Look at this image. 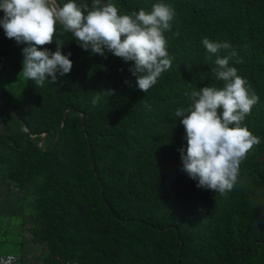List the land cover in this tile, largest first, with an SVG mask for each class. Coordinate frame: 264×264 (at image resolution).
<instances>
[{
  "label": "trees",
  "instance_id": "trees-1",
  "mask_svg": "<svg viewBox=\"0 0 264 264\" xmlns=\"http://www.w3.org/2000/svg\"><path fill=\"white\" fill-rule=\"evenodd\" d=\"M113 2L130 13L159 0ZM164 2L176 11L165 32L172 63L146 92L135 87L131 62L82 50L59 24L53 42L38 46L61 45L73 66L55 83L27 80L12 109L31 134L47 137L40 147L21 128L0 135V187L13 184L33 197L40 264H264V0ZM204 37L230 42L219 55H230L259 96L242 123L260 143L224 194L198 188L182 171L185 133L174 115L190 103L191 88L222 86ZM24 46L0 29V55L22 57ZM8 117L0 105V124Z\"/></svg>",
  "mask_w": 264,
  "mask_h": 264
},
{
  "label": "clouds",
  "instance_id": "clouds-1",
  "mask_svg": "<svg viewBox=\"0 0 264 264\" xmlns=\"http://www.w3.org/2000/svg\"><path fill=\"white\" fill-rule=\"evenodd\" d=\"M0 13L5 37L25 45L20 73L39 86L57 82L73 66L71 52L63 53L61 45L55 51L38 47L53 42L57 24L75 37L82 50L99 56L111 53L131 62L128 71L142 92L154 86L172 63L165 32L171 30L176 11L164 0L153 3L149 11L141 8L130 13H119L113 0H93L91 9L77 0L62 4L59 0H0ZM201 43L216 55L212 72L222 86H195L186 93L190 103L175 109L186 141L179 149L180 160L182 171L198 188L224 194L236 185L247 152L260 143L242 123L259 96L230 65V55H219L221 50L231 49L230 42L204 37ZM101 99L98 92L91 103L96 105ZM145 108L150 111L151 105L145 104Z\"/></svg>",
  "mask_w": 264,
  "mask_h": 264
},
{
  "label": "rangeland",
  "instance_id": "rangeland-1",
  "mask_svg": "<svg viewBox=\"0 0 264 264\" xmlns=\"http://www.w3.org/2000/svg\"><path fill=\"white\" fill-rule=\"evenodd\" d=\"M20 67L22 69V66ZM20 72L21 70L16 73L22 81L10 85L13 90L11 99L16 102L22 98L24 88L25 78ZM0 97L4 104L11 106L2 92V81ZM15 127L18 128L19 124ZM33 205V197L26 195L13 184L0 187V255L10 254L18 257L17 264H40L45 255L43 248L34 243L30 232L29 219L34 214Z\"/></svg>",
  "mask_w": 264,
  "mask_h": 264
},
{
  "label": "water",
  "instance_id": "water-1",
  "mask_svg": "<svg viewBox=\"0 0 264 264\" xmlns=\"http://www.w3.org/2000/svg\"><path fill=\"white\" fill-rule=\"evenodd\" d=\"M0 14H2V13H0ZM22 59H23V57H21V56H8V57H6L4 55H0V81H2V92L4 93L6 100L8 101V103L11 106H7L6 104H4L1 97H0V105L13 118L12 120H9L6 123L0 124V135L3 136L5 139H7V137L9 135H11L14 131L21 128L29 136V138L31 140L39 139L40 140L39 146L42 147L43 142L47 137V134L46 133L31 134L29 129L26 127V125L22 121L19 120V117L14 113V111L12 109L13 106L18 104L21 100L20 99L18 102H16V101H13L11 99L12 93H13V90L10 86L11 83H16L17 81L21 80L17 77V73H16L17 71H15V69L13 67V63L14 62H20V66H22ZM6 66H8L7 69H6ZM23 83H24L23 84L24 85L23 92H24V90L27 88V80H24ZM22 96H23V94H22ZM66 113L67 112H65V114ZM64 117H65V115H64ZM63 122L64 121H62L61 127L63 126ZM17 124H19L18 128L15 127ZM7 127H10L11 129L6 130ZM53 144L54 143H52L51 146H53Z\"/></svg>",
  "mask_w": 264,
  "mask_h": 264
},
{
  "label": "built area",
  "instance_id": "built-area-1",
  "mask_svg": "<svg viewBox=\"0 0 264 264\" xmlns=\"http://www.w3.org/2000/svg\"><path fill=\"white\" fill-rule=\"evenodd\" d=\"M19 258L10 254L0 255V264H17Z\"/></svg>",
  "mask_w": 264,
  "mask_h": 264
},
{
  "label": "flooded vegetation",
  "instance_id": "flooded-vegetation-1",
  "mask_svg": "<svg viewBox=\"0 0 264 264\" xmlns=\"http://www.w3.org/2000/svg\"><path fill=\"white\" fill-rule=\"evenodd\" d=\"M15 63V62H14ZM13 63V67H14V69L16 70V71H20L21 70V67H20V64H17V63H15L14 64ZM10 120V118L8 117L7 119H6V121H9ZM2 123H6V122H2ZM1 123V124H2ZM10 128L8 127V128H6V130H9Z\"/></svg>",
  "mask_w": 264,
  "mask_h": 264
}]
</instances>
